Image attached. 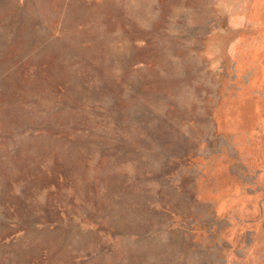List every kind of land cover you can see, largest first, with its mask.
Instances as JSON below:
<instances>
[{
	"label": "rangeland",
	"instance_id": "374dc122",
	"mask_svg": "<svg viewBox=\"0 0 264 264\" xmlns=\"http://www.w3.org/2000/svg\"><path fill=\"white\" fill-rule=\"evenodd\" d=\"M0 264H264V0H0Z\"/></svg>",
	"mask_w": 264,
	"mask_h": 264
}]
</instances>
